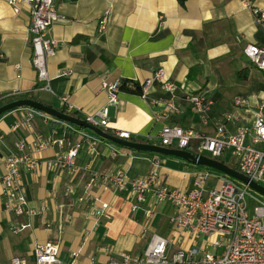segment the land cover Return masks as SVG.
Here are the masks:
<instances>
[{
  "label": "crops",
  "instance_id": "crops-1",
  "mask_svg": "<svg viewBox=\"0 0 264 264\" xmlns=\"http://www.w3.org/2000/svg\"><path fill=\"white\" fill-rule=\"evenodd\" d=\"M54 6L60 18L48 36L58 41V47L47 59L48 81L43 86L31 64L30 8L19 3L15 11L0 0V100L9 103L30 98L60 111V97L66 96L73 107L69 115L82 120L107 107L108 125L103 130L111 135L127 131L130 141L159 146L156 136L165 126L207 135L221 124L230 133L251 126L264 99V90H260L264 75L252 72L243 49L247 45L264 49V24L254 21V11L264 12V0H184L183 6L178 0H54ZM105 14L107 24L99 31V20ZM243 68H247V80L236 75ZM158 69L174 84L172 95L154 83L146 97L119 91L118 102L107 103L102 81L127 79L141 84ZM197 93L213 102L207 124L187 101ZM171 98L174 109L167 107ZM30 112L34 113L30 128L13 129ZM54 133L66 137L63 149L81 143L75 174L46 169L44 162L63 149H37V144L55 137ZM15 143H23L39 163L35 171L20 169L28 206L35 214L16 217L6 211L0 185V264L15 257L33 263L35 245L45 242L59 246L62 264H70L73 254L77 264H89L90 259L105 264L123 254L140 256L152 235L169 242L168 252L185 251L189 264H198L203 251L221 256L223 248L211 244L218 237H196L175 228L170 222L171 204L148 199L132 211L136 203L133 193L116 192L112 186L107 190L99 185L87 187L92 171L124 168L131 178L146 175L153 159L146 152L118 148L74 125L18 108L0 116V176L5 158L17 152ZM187 151L198 153L196 143ZM231 159L232 152L226 150L218 161L231 167ZM202 170L209 168L166 156L158 174L168 188L185 190L191 186L194 172ZM86 191L109 203L110 219L95 217L92 201H76ZM147 208L153 210L149 219L143 211ZM22 222L29 227L14 232L13 226ZM191 249L198 253L188 256Z\"/></svg>",
  "mask_w": 264,
  "mask_h": 264
},
{
  "label": "built area",
  "instance_id": "built-area-1",
  "mask_svg": "<svg viewBox=\"0 0 264 264\" xmlns=\"http://www.w3.org/2000/svg\"><path fill=\"white\" fill-rule=\"evenodd\" d=\"M15 11L19 3L30 8V20L28 25L29 42L31 46V64L37 75V82L48 81L46 63L53 57L58 47V41L48 36L50 27L58 21L59 14L54 6V0H4ZM247 1V0H245ZM105 14L99 20V31L107 24ZM256 24H264V12L254 11ZM243 54L250 64L264 75V49L256 45H247ZM159 83L161 88L172 95L174 84L166 78L162 69L156 70L153 75L141 83L142 96L146 97L150 87ZM264 83V79H263ZM120 82L102 81L101 87L107 93V103L116 104ZM201 118L203 124H207L208 112L213 104L212 100L202 93H197L187 98ZM61 109L65 113L73 111L66 96L60 97ZM242 102V101H241ZM237 103V102H236ZM167 107L174 109L172 98L167 102ZM34 113H28L27 117L16 123L13 129L20 126L30 128V121ZM229 120L230 116L226 115ZM83 120L90 125L105 129L108 125L107 107H102L94 115H86ZM55 137L49 140L39 141L37 149H45L57 146L63 149L66 145V137ZM114 136L130 140L127 131H116ZM162 147L185 150L192 143H196L199 154L218 160L224 151L230 150L235 159L236 170L250 181L264 187V101L258 106V111L249 127H238L230 133L223 124L216 127L212 135L203 134L194 129H184L179 126H165L156 136ZM81 143L71 144L58 152L52 159L44 162L47 170H67L71 174L77 172L76 157ZM16 153L8 155L4 160V172L0 176L2 196L5 210L16 217H29L35 211L28 206L24 189L20 178V169L35 171L39 163L25 151L23 143H15ZM160 161L152 159L151 170L141 177H128L124 168L113 172H90L87 187L102 186L107 190L112 186L116 192L129 191L133 193L136 203L132 211H137L139 206L146 204L148 199L155 203H169L174 207V213L170 222L179 230H186L192 236L212 235L218 237L211 244L213 248H223L221 256H214L211 252H202L198 264H264V208L255 206L252 211L247 207L246 191L243 184L222 179L220 189L215 190L207 183L208 170L196 171L193 174L191 186L185 190L170 189L164 185L158 174ZM218 178H214L217 181ZM70 189L69 193L73 194ZM87 200L96 204L93 215L97 218L110 219L108 212L109 203L91 195L89 191L77 196L79 203ZM144 216L149 219L153 210L147 208ZM29 227L28 223H16L14 232H20ZM48 228V225H46ZM169 242L160 236L152 235L145 250L140 256L131 257L121 255L120 259H111L105 264H189L186 261L185 251L177 250L168 252ZM198 251L191 249L188 256L196 255ZM34 261L15 257L7 264H62L58 254L59 246L56 243L45 242L35 245L33 249ZM70 264H77L76 254H73ZM89 264H96L90 259Z\"/></svg>",
  "mask_w": 264,
  "mask_h": 264
},
{
  "label": "water",
  "instance_id": "water-1",
  "mask_svg": "<svg viewBox=\"0 0 264 264\" xmlns=\"http://www.w3.org/2000/svg\"><path fill=\"white\" fill-rule=\"evenodd\" d=\"M18 108H29L31 110L43 113L51 118L57 119L61 122H65L76 127L89 130L100 139L129 150L154 153L162 156L176 157L195 166H202L216 170L222 173L224 176L229 177L230 179L235 180L240 184H243L247 188L255 191L256 193L264 197V187L250 181L247 177L239 173L237 170L229 167L228 165L218 160L208 158L205 155L199 153L194 154L183 149L166 148L155 144L120 139L114 135L107 133L105 130L99 127L90 125L82 119L63 113L55 108L46 106L30 98L18 99L0 106V116L5 112Z\"/></svg>",
  "mask_w": 264,
  "mask_h": 264
},
{
  "label": "trees",
  "instance_id": "trees-1",
  "mask_svg": "<svg viewBox=\"0 0 264 264\" xmlns=\"http://www.w3.org/2000/svg\"><path fill=\"white\" fill-rule=\"evenodd\" d=\"M178 2H179V4L181 5V6H183L184 5V0H178ZM237 77H238V79L239 80H247V77H248V73H247V68H243V69H241V70H239L238 72H237ZM260 90L261 91H263L264 90V83L262 82L261 84H260ZM119 91H121V92H125V93H129V94H134V95H142V90H141V84H139L138 82H136V81H132V80H122V81H120V85H119ZM8 101V100H7ZM7 101L6 100H0V106H2V105H4L5 103H7ZM60 111L61 112H64V110H62V109H60ZM6 113V112H5ZM4 114V113H3ZM2 114V115H3ZM74 127H76V126H74ZM77 129H79V130H82V131H84V132H86V133H90V134H92V135H94V136H96L93 132H91V131H89V130H86V129H83V128H79V127H76ZM107 133H109V134H111V132L110 131H108V130H105ZM97 137V136H96ZM99 138V137H98ZM100 139V138H99ZM102 140V139H101ZM103 142H106V143H109V144H111V145H113V146H116V147H118V148H123V147H121V146H118V145H115V144H113V143H110V142H108V141H105V140H102ZM189 148V147H188ZM188 148H186L185 150H188ZM197 152V151H196ZM191 153H193V152H191ZM147 154H149V155H151L152 157H153V159L154 160H159L160 161V163H161V159H163L164 157H166V156H162V155H158V154H154V153H147ZM194 154H196V153H194ZM231 168H233V169H235L236 170V167H235V165L234 166H231ZM208 169V168H207ZM209 171H210V169H209ZM222 176H224L223 174H222ZM225 177V176H224ZM232 180V179H231ZM232 181H234V180H232ZM235 182V181H234Z\"/></svg>",
  "mask_w": 264,
  "mask_h": 264
},
{
  "label": "rangeland",
  "instance_id": "rangeland-1",
  "mask_svg": "<svg viewBox=\"0 0 264 264\" xmlns=\"http://www.w3.org/2000/svg\"><path fill=\"white\" fill-rule=\"evenodd\" d=\"M251 70L252 72L255 73V75H259V71L255 68V67H251ZM264 101L261 100L260 102L262 103ZM260 103V104H261ZM260 104L258 106H260ZM247 127H248V124H247ZM233 162H235V159H231V161L229 162L230 163V166H233ZM202 167V166H201ZM205 168V167H204ZM203 171V170H202ZM221 175L222 173L216 171V170H213V169H210V173L208 174V178H207V183H211V181L214 179V178H219L216 182L213 183V188L215 190H218L220 189L221 185H222V178H221ZM229 178V177H227ZM230 179V178H229ZM235 181V180H234ZM237 182V181H235ZM239 183V182H237ZM261 186V185H260ZM263 187V186H262ZM246 202H247V207L248 209L250 210V212L252 211V208L255 207V206H261L264 208V197L261 196L260 194L256 193L255 191L247 188V191H246Z\"/></svg>",
  "mask_w": 264,
  "mask_h": 264
}]
</instances>
